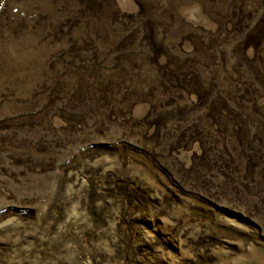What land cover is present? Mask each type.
I'll return each mask as SVG.
<instances>
[{
    "label": "rangeland",
    "instance_id": "obj_1",
    "mask_svg": "<svg viewBox=\"0 0 264 264\" xmlns=\"http://www.w3.org/2000/svg\"><path fill=\"white\" fill-rule=\"evenodd\" d=\"M0 264H264V0H0Z\"/></svg>",
    "mask_w": 264,
    "mask_h": 264
}]
</instances>
